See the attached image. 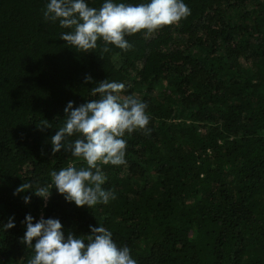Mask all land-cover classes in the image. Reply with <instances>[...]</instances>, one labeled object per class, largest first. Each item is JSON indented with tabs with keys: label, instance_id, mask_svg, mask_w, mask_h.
<instances>
[{
	"label": "trees",
	"instance_id": "obj_1",
	"mask_svg": "<svg viewBox=\"0 0 264 264\" xmlns=\"http://www.w3.org/2000/svg\"><path fill=\"white\" fill-rule=\"evenodd\" d=\"M48 2L0 0V264L32 258L28 214L59 219L65 236L102 225L137 264H264V0H184L186 19L107 53L61 39ZM103 80L147 104L151 132L125 135L126 164L101 165L108 204L78 207L54 187L45 203L34 189L52 170L83 166L66 147L53 155L51 137ZM23 183L33 189L16 194Z\"/></svg>",
	"mask_w": 264,
	"mask_h": 264
},
{
	"label": "clouds",
	"instance_id": "obj_2",
	"mask_svg": "<svg viewBox=\"0 0 264 264\" xmlns=\"http://www.w3.org/2000/svg\"><path fill=\"white\" fill-rule=\"evenodd\" d=\"M189 15L190 8L184 0H149L139 4L104 0L99 8L89 6L86 0H49L43 12L45 21H58L61 28L69 30L62 32L60 38L81 53L97 49L98 41L103 44L102 53L110 51L109 45L126 52L132 48L127 36L143 31L146 38L150 37ZM90 80L92 77L87 76L85 82ZM125 87L124 83L103 80L91 89V95L97 99L75 108L74 102L68 103L64 110L65 123L51 137L52 153L55 155L66 147L83 166L69 162L58 171L52 170V185L34 189L35 195L42 197L45 203L53 187L78 207L94 208L116 198L114 192L102 187L107 176L101 165L126 164L125 135L151 132L147 104L134 95H122ZM38 127L51 125L45 119ZM73 136L77 138L69 141ZM28 189H33V185L23 183L15 192L19 194ZM30 200V196L24 197L26 203ZM33 220L31 214L26 216L27 230L22 238V243L34 253L28 264H137L130 248L118 247L113 233L102 225L90 226L91 233L80 238L72 232L65 236L59 219L41 216L38 222L33 223ZM14 226L10 219L4 230Z\"/></svg>",
	"mask_w": 264,
	"mask_h": 264
}]
</instances>
